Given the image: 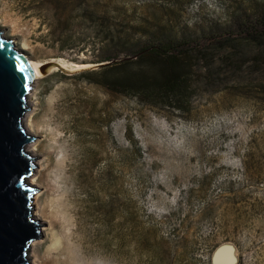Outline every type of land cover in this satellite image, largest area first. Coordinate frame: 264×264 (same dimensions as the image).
Returning <instances> with one entry per match:
<instances>
[{
  "label": "rangeland",
  "instance_id": "374dc122",
  "mask_svg": "<svg viewBox=\"0 0 264 264\" xmlns=\"http://www.w3.org/2000/svg\"><path fill=\"white\" fill-rule=\"evenodd\" d=\"M160 6L189 27L228 10L224 0H0V29L18 49L67 65L29 99L40 105L28 132L40 144L33 182L43 230L32 264H213L221 246L236 249L238 264H264V63L226 65L215 84L199 71L185 112L94 83L110 56L97 49L107 24L122 32ZM228 252L214 263L228 264Z\"/></svg>",
  "mask_w": 264,
  "mask_h": 264
},
{
  "label": "trees",
  "instance_id": "16d2710c",
  "mask_svg": "<svg viewBox=\"0 0 264 264\" xmlns=\"http://www.w3.org/2000/svg\"><path fill=\"white\" fill-rule=\"evenodd\" d=\"M224 1L228 6L225 20L216 14L213 18L204 16L192 27L182 23L181 14L170 12L167 6L158 7L153 20L138 26L123 24L128 31L114 33L108 23L104 30L108 37L98 45L101 50L97 49H105L110 55L100 59V63L109 64L93 72L98 75L94 83L142 105L185 112L198 90L194 84L199 71H203L202 79L215 84L221 81L226 65L234 68L233 72L260 68L259 63H264V0ZM91 16L102 23L107 20L94 12ZM255 48L261 51L252 60L245 58ZM123 54L129 59L112 62Z\"/></svg>",
  "mask_w": 264,
  "mask_h": 264
},
{
  "label": "water",
  "instance_id": "95a60500",
  "mask_svg": "<svg viewBox=\"0 0 264 264\" xmlns=\"http://www.w3.org/2000/svg\"><path fill=\"white\" fill-rule=\"evenodd\" d=\"M0 44V264H32L29 254L43 230L35 215L39 189L31 182L37 158L27 149L36 137L28 132L23 119L30 109L28 96L37 72L29 55L1 29ZM235 250L219 247L213 264L226 251L231 254L228 264H238Z\"/></svg>",
  "mask_w": 264,
  "mask_h": 264
},
{
  "label": "bare ground",
  "instance_id": "6f19581e",
  "mask_svg": "<svg viewBox=\"0 0 264 264\" xmlns=\"http://www.w3.org/2000/svg\"><path fill=\"white\" fill-rule=\"evenodd\" d=\"M32 66L34 67V69L37 72V79L35 80V82L33 83V86L37 85L38 82L42 79V77L46 74V73H51L53 71H56L57 69H65L67 67L66 63L64 61L61 62H57V61H48V62H34L33 60H31L29 58ZM34 89L31 91V93L28 96V105L29 106V111H27V113L24 116L23 122L28 130L29 129H33L34 127V118L35 116L38 114L37 111L38 106H40L38 103H34L32 102V105L30 104V97H32L33 93H34ZM36 96H38L37 94H35ZM39 99V97L37 98ZM37 102V101H36ZM31 129V130H32ZM29 131V130H28ZM35 139L34 141H32L31 143H29L27 145V149H29L31 151L32 154H35V152L37 151L38 147L40 146L39 141ZM35 156V155H34ZM37 172L31 177V182L35 181ZM34 183V182H33ZM37 197H39V195H37ZM36 197V198H37ZM37 242H34L32 246L36 245ZM226 261L229 260L228 258L225 259ZM216 264H219L217 261H215ZM224 262H222L223 264Z\"/></svg>",
  "mask_w": 264,
  "mask_h": 264
},
{
  "label": "snow or ice",
  "instance_id": "6c2138e0",
  "mask_svg": "<svg viewBox=\"0 0 264 264\" xmlns=\"http://www.w3.org/2000/svg\"><path fill=\"white\" fill-rule=\"evenodd\" d=\"M0 47H3V45H2V44H0ZM21 71H23V69H21Z\"/></svg>",
  "mask_w": 264,
  "mask_h": 264
}]
</instances>
